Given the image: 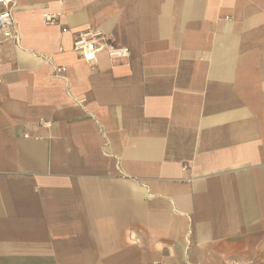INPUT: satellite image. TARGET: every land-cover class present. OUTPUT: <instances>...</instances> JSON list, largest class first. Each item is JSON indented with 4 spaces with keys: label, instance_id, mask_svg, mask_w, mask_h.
Masks as SVG:
<instances>
[{
    "label": "crops",
    "instance_id": "1",
    "mask_svg": "<svg viewBox=\"0 0 264 264\" xmlns=\"http://www.w3.org/2000/svg\"><path fill=\"white\" fill-rule=\"evenodd\" d=\"M13 15L16 36L0 30V264H251L264 0H16ZM90 29L129 56L85 60L74 42Z\"/></svg>",
    "mask_w": 264,
    "mask_h": 264
},
{
    "label": "built area",
    "instance_id": "2",
    "mask_svg": "<svg viewBox=\"0 0 264 264\" xmlns=\"http://www.w3.org/2000/svg\"><path fill=\"white\" fill-rule=\"evenodd\" d=\"M0 5L3 6V10L0 11V30L7 37L16 36L13 15L16 0H0ZM45 21L55 23L58 18L56 14L48 13L45 14ZM74 50L87 61L95 60L100 52H107L111 58H123L130 54L128 47H117L108 43L107 36L97 29H90L79 34L74 42ZM59 70H65V68L60 67Z\"/></svg>",
    "mask_w": 264,
    "mask_h": 264
},
{
    "label": "rangeland",
    "instance_id": "3",
    "mask_svg": "<svg viewBox=\"0 0 264 264\" xmlns=\"http://www.w3.org/2000/svg\"><path fill=\"white\" fill-rule=\"evenodd\" d=\"M107 36V35H106ZM108 37V36H107ZM124 58V57H123ZM251 264H264V246L258 253V256L252 261Z\"/></svg>",
    "mask_w": 264,
    "mask_h": 264
}]
</instances>
